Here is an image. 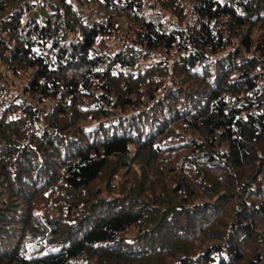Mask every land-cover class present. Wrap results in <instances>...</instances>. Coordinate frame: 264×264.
Instances as JSON below:
<instances>
[{"label": "trees", "instance_id": "obj_1", "mask_svg": "<svg viewBox=\"0 0 264 264\" xmlns=\"http://www.w3.org/2000/svg\"><path fill=\"white\" fill-rule=\"evenodd\" d=\"M43 1L0 0V264H261L264 0Z\"/></svg>", "mask_w": 264, "mask_h": 264}, {"label": "rangeland", "instance_id": "obj_2", "mask_svg": "<svg viewBox=\"0 0 264 264\" xmlns=\"http://www.w3.org/2000/svg\"><path fill=\"white\" fill-rule=\"evenodd\" d=\"M42 1V3L44 2L43 0H37V4H40ZM46 1V5L47 7L49 5H53L54 4V1L56 0H45ZM220 3H224L226 0H218ZM151 0H146V4H144L143 8V12L141 13V16L143 18H146V19H156V20H160V21H163L165 22L167 25L169 24V22H173L174 18H172L168 13H163V12H159V11H152L150 10V3ZM77 9L80 10V12L82 13V15L84 16V19L88 21V23H92L94 20H98V21H105L104 19V15L103 13L101 12L100 10V7L98 5H96L95 3L93 4H90V5H86V6H77ZM45 14V13H43ZM39 15V14H38ZM37 15V16H38ZM126 27V25L124 26ZM125 29V28H124ZM120 34L121 33H118V34H113L109 37H106V38H103V39H99L96 46H95V50L99 51V52H104V53H108V54H113L116 52V50L119 48V42H120ZM26 77L25 74L22 76H19V78H15L14 81H15V85L13 86V88L11 89L13 96L15 97H18V99H20L19 101L22 103H24V100L27 101L28 105H35V101L34 99H32L30 96L28 97L27 95H22L19 94L20 93V90H19V87L22 86V84L26 81V79L24 78ZM20 79V80H19ZM23 80V81H22ZM12 79H11V75L8 74L6 71H0V83H5V82H11ZM12 96V97H13ZM15 97V98H16ZM18 102V103H20ZM26 103H24L23 105H25ZM48 108L51 107L50 104H46ZM41 108H44L43 106H41ZM132 158H134V155L132 154V156H129V158L126 161V163H131V160ZM142 162H140L139 160H137L135 162V164H131V167H133L132 169L135 170V171H138V177L140 178L141 176V170H139V167L141 165ZM125 172V170H121V174L117 177H115L113 179V181L111 182V184L113 186H115V189L111 190H107V191H104V184L103 183H97L95 185V187H93V189H99L102 191V194L101 196L104 197V199H108L109 197H114L115 195H117L119 192L117 191L119 189V185L121 183V181H126L127 178L125 179H122V174ZM36 175L33 174V177H35ZM144 196V195H143ZM18 217V215L16 216ZM136 230L134 231H131L129 233V236L127 237H132L135 236L136 234ZM264 246L262 248V251L264 252ZM262 253V252H261ZM263 254V253H262Z\"/></svg>", "mask_w": 264, "mask_h": 264}, {"label": "water", "instance_id": "obj_3", "mask_svg": "<svg viewBox=\"0 0 264 264\" xmlns=\"http://www.w3.org/2000/svg\"><path fill=\"white\" fill-rule=\"evenodd\" d=\"M259 169H260V170H259V172H258V174H257L256 177H258V176L260 175V172H261V169H262V164H260ZM256 177H255V178H256Z\"/></svg>", "mask_w": 264, "mask_h": 264}, {"label": "crops", "instance_id": "obj_4", "mask_svg": "<svg viewBox=\"0 0 264 264\" xmlns=\"http://www.w3.org/2000/svg\"><path fill=\"white\" fill-rule=\"evenodd\" d=\"M264 250V249H263ZM262 262H261V264H264V252L262 251Z\"/></svg>", "mask_w": 264, "mask_h": 264}]
</instances>
